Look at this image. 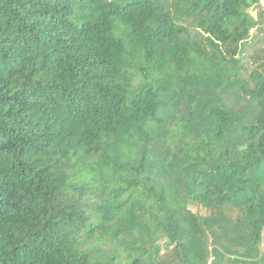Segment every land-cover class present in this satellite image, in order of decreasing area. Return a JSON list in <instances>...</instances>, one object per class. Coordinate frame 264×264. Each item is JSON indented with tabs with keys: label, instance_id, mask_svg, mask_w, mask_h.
Returning <instances> with one entry per match:
<instances>
[{
	"label": "trees",
	"instance_id": "1",
	"mask_svg": "<svg viewBox=\"0 0 264 264\" xmlns=\"http://www.w3.org/2000/svg\"><path fill=\"white\" fill-rule=\"evenodd\" d=\"M260 3L0 0V264H264Z\"/></svg>",
	"mask_w": 264,
	"mask_h": 264
},
{
	"label": "rangeland",
	"instance_id": "2",
	"mask_svg": "<svg viewBox=\"0 0 264 264\" xmlns=\"http://www.w3.org/2000/svg\"><path fill=\"white\" fill-rule=\"evenodd\" d=\"M251 15L257 19L258 24L251 29L250 35L245 42V45L240 49L237 50V55L241 58H245V62L243 63L242 68V76L245 78L249 75V73L256 69V68H262L264 69V0H261V3L254 8L250 10ZM239 51V52H238ZM224 99V102L229 104L238 105V107H244L249 105V111H248V117L252 119L257 112V102L250 99H241L238 98V96H235L232 92L231 93H221ZM234 95V96H233ZM181 110L184 111L186 109V105H181ZM180 110V111H181ZM179 111V112H180ZM159 181L158 183L165 184L168 181L164 182V177H158ZM262 183L264 187V172L262 175ZM91 199L93 200L94 196L91 195ZM124 197V196H122ZM130 203L132 204L134 199H141L140 194H136L134 196H131ZM189 208L202 216H209L214 213L211 209H206L205 207L201 206L197 202L191 201L189 204ZM224 212L227 213L232 218H237L240 215V212L237 208L229 207L224 209ZM95 214V215H94ZM95 211H93L94 220L96 217ZM141 233L136 229L133 231V236L135 238H141ZM114 239L109 238L108 244L102 243L101 247L102 249H108L110 250L114 241ZM158 244L162 248L161 256L159 259L161 261H164V263H168V261L172 258V252H173V246L168 244V239L160 237L158 240ZM108 252L107 250H103Z\"/></svg>",
	"mask_w": 264,
	"mask_h": 264
}]
</instances>
